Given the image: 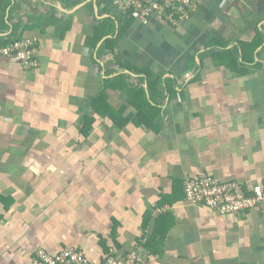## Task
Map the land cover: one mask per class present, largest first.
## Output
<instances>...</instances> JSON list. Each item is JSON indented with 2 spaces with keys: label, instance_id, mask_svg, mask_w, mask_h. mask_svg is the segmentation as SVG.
Instances as JSON below:
<instances>
[{
  "label": "crops",
  "instance_id": "0c3cea01",
  "mask_svg": "<svg viewBox=\"0 0 264 264\" xmlns=\"http://www.w3.org/2000/svg\"><path fill=\"white\" fill-rule=\"evenodd\" d=\"M121 15L116 0H0V43L35 37L38 59L0 55V264L66 247L102 264L145 238L146 264H264V209L222 213L184 189L202 172L264 180V0H202L119 35ZM120 74L149 92L153 125L106 85Z\"/></svg>",
  "mask_w": 264,
  "mask_h": 264
},
{
  "label": "built area",
  "instance_id": "2783aa9c",
  "mask_svg": "<svg viewBox=\"0 0 264 264\" xmlns=\"http://www.w3.org/2000/svg\"><path fill=\"white\" fill-rule=\"evenodd\" d=\"M202 0H116L122 14L134 20L148 23L159 18L173 25L190 19ZM37 38L14 37L0 43V55L7 56L26 69L38 66L36 56ZM186 199L203 203L222 213L243 214L252 208L264 209V180L253 187L238 180H222L207 172L187 175L184 180ZM148 238L144 239V243ZM144 245V244H143ZM148 249L137 247L124 254L111 250L105 254L102 264H146ZM33 264H92L85 251L77 247H66L52 253L39 248Z\"/></svg>",
  "mask_w": 264,
  "mask_h": 264
},
{
  "label": "trees",
  "instance_id": "16d2710c",
  "mask_svg": "<svg viewBox=\"0 0 264 264\" xmlns=\"http://www.w3.org/2000/svg\"><path fill=\"white\" fill-rule=\"evenodd\" d=\"M133 21H134V18L131 15H129L127 13L122 14L120 19H119V23H120L119 35L121 33H123L130 26V24ZM105 22L106 23L104 25H101V26H103V27L107 26V27L102 28L103 32H102L101 36H99V38L104 36V35L115 33V30H116L115 22L110 18L106 19ZM6 41H4V42H6ZM113 41H114L113 38H108L105 40V44L108 45V44L112 43ZM219 52L229 53L230 51L219 49ZM125 66L127 68H130L128 65H125ZM131 68L136 69L137 72L147 73V71H144V70H140V69H137L134 67H131ZM140 80L143 83L145 81V78L142 77V78H140ZM156 84H157L156 81H153L151 78H149L148 89L150 91H153V85L156 86ZM106 85L120 90L122 92L123 97L126 98L127 100H129L131 102V104L134 105L135 108L137 107V109L139 111L137 113V116L145 118L146 119L145 121L148 125L154 124V120L159 115V111H158L159 109L153 104V101L151 100V98L148 95L149 92L147 91V89L144 86L138 87V86L131 85L130 82L126 81V75L125 74H120L114 78L107 80ZM105 96H106L105 91H102V93L99 95L98 99L103 100L105 98ZM126 122L127 121L125 120L124 122H122L121 125H123ZM155 236H157V233H155ZM150 239H151V237H150ZM148 241L149 242H145L143 246H145L149 251L151 248L150 247L151 241L150 240H148Z\"/></svg>",
  "mask_w": 264,
  "mask_h": 264
},
{
  "label": "water",
  "instance_id": "95a60500",
  "mask_svg": "<svg viewBox=\"0 0 264 264\" xmlns=\"http://www.w3.org/2000/svg\"><path fill=\"white\" fill-rule=\"evenodd\" d=\"M128 72H130V73H131V71H130V70H128Z\"/></svg>",
  "mask_w": 264,
  "mask_h": 264
}]
</instances>
